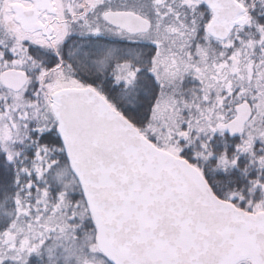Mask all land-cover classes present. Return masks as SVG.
<instances>
[{"label":"rangeland","instance_id":"374dc122","mask_svg":"<svg viewBox=\"0 0 264 264\" xmlns=\"http://www.w3.org/2000/svg\"><path fill=\"white\" fill-rule=\"evenodd\" d=\"M237 2L248 11L247 17L229 38L216 41L207 34L211 15L204 18L201 4L193 0H51V11L41 14L46 19L38 20L40 25L45 22L40 31H28L15 20L13 7L24 5L23 0H0V76L17 70L27 77L20 92L6 95L10 100H5L11 101L10 115L0 121V145L16 150L18 157L23 152L19 162L23 181L15 197L17 209L9 228L0 234V264L109 263L98 249L89 207L69 164L62 158L58 166V160L49 159L50 144H37L44 133L58 134L52 96L61 90L92 87L81 81L64 60L47 67L33 59L29 49L61 57L62 47L71 39L97 36L124 47L128 43L157 44L163 51L157 67L162 77L161 92L150 124L138 131L156 149L175 158L192 148L193 159L198 161L193 166L202 172L211 157L207 147L213 136L219 132L248 136L253 132L248 126L252 118L248 103L234 107L232 120L226 121L223 116L234 80H240L243 61L255 53L259 58L264 56V27L257 22L264 14V0ZM107 12L133 13L147 20L150 29L144 34L127 35L104 22ZM64 55L71 57L66 50ZM125 66L117 69L125 71ZM186 78L193 80V88L200 91L195 101L184 97L181 87ZM117 82L122 81L118 78ZM14 113L18 124L14 123ZM245 113L248 118L242 122ZM260 132L259 139L264 143V129ZM254 143L250 139L240 145V152L250 156V167L256 170L246 193L236 196L249 215L264 213V152L257 155L251 148ZM57 148L64 150L60 144ZM220 162L227 160L222 157Z\"/></svg>","mask_w":264,"mask_h":264},{"label":"water","instance_id":"95a60500","mask_svg":"<svg viewBox=\"0 0 264 264\" xmlns=\"http://www.w3.org/2000/svg\"><path fill=\"white\" fill-rule=\"evenodd\" d=\"M193 1L210 11L207 34L217 41L244 13L236 0ZM103 20L130 35L150 29L128 12H107ZM0 85L18 93L26 75L5 71ZM51 108L110 264H264V213L247 216L217 199L194 167L156 149L92 88L61 90Z\"/></svg>","mask_w":264,"mask_h":264},{"label":"trees","instance_id":"16d2710c","mask_svg":"<svg viewBox=\"0 0 264 264\" xmlns=\"http://www.w3.org/2000/svg\"><path fill=\"white\" fill-rule=\"evenodd\" d=\"M199 9L205 14L204 18L209 17L210 13L204 5L201 4ZM247 15L248 11L244 9V13L240 16L242 21L236 23L233 29L241 24ZM257 22L264 27V14L257 18ZM119 44V42L105 40L98 36L73 38L65 45V50H67L68 45L74 47L73 50L67 51L71 57H67L65 60L71 64L73 72L81 81L89 84L102 95L134 127L138 130L144 129L150 124L161 92L162 82L160 80L162 77L160 72H157V67L159 62L163 60L161 57L163 51L157 44L140 43L136 45L128 43L126 47L119 46ZM113 48L117 49L116 52L112 51ZM120 48L121 51L118 50ZM28 53L33 59L47 67L53 66L56 62L55 57L44 54L35 48H30ZM124 64L126 65L125 71H122V67L120 70L117 69V66ZM248 68H250L249 71H247ZM239 74L240 80L233 79L235 82L232 83L235 87L231 97L225 101V114L223 116H225L226 121L232 120L235 116L234 107L242 102L248 103L252 109V118L248 126L249 129L253 128V132L249 133L248 136H230L223 132L213 136L210 142L208 141L209 146L207 147L211 154L209 163L199 173L218 199L229 202L230 197H234L231 203L243 210L244 203L237 201L236 196H241L240 193H246L250 185L248 182L254 178L253 171L256 169L250 167V156L245 152L244 154L242 151L240 152V145L242 142H248L251 139L256 142L251 145L255 153L258 155L264 152V143H261L259 139L260 131L264 129V56L259 58L255 53L252 58L249 57L243 61ZM118 78L122 81L121 83L117 82ZM193 86V80L186 78L181 87L184 97L190 101H195L200 96L198 87L194 89ZM6 95L13 96L14 94L3 89L0 85V121L10 115L11 101H8L10 99ZM257 109L260 111L257 112ZM14 114H12V116L14 115V123L18 124L19 120L16 118V113ZM257 127L259 130L255 132L254 129ZM47 135L37 138L39 139L37 144L48 145L52 144L51 141L57 142V140L51 139V133ZM1 145L0 234L9 228V223L15 216L17 209L15 197L18 193L19 182L22 183L23 181L19 163L23 159V152L18 157L19 154L16 155V150L9 149L7 145ZM13 145L15 146V144ZM22 149L26 150L25 147ZM193 155L192 148H190L182 153L181 159L193 166L198 162L193 159ZM54 156L57 157L58 154L51 153L49 159L51 160ZM222 157L227 162H220L219 165V159L221 160ZM63 158L67 162L65 155ZM222 167L224 168L222 169Z\"/></svg>","mask_w":264,"mask_h":264},{"label":"flooded vegetation","instance_id":"af4514ba","mask_svg":"<svg viewBox=\"0 0 264 264\" xmlns=\"http://www.w3.org/2000/svg\"><path fill=\"white\" fill-rule=\"evenodd\" d=\"M23 1H24V5L22 4V6L14 5V7L17 8L16 10H17L18 14H16V12H14V7H13V12H14L15 20L24 29H26L28 31H33L31 29H28L29 26L34 27L36 25L39 26L38 29H37L38 31L42 30L45 27V22H44V25H40V23L38 22V20H39L40 17H42L43 20L46 19V16L45 15H41V14L43 12H49V11H51V0H48V1H46V0H23ZM25 3H27L28 5H25ZM28 17L33 18L32 22L28 21ZM117 30H120V31L125 32L126 34H128L126 32V30H121V29H117ZM67 43L68 42H66L65 45ZM65 45H64V47H62V50L60 51V53H61L62 56L60 57L58 55L57 56L54 55V57L56 59V63L58 61H60V60H62V61L64 60L66 62V64H68L69 67L72 69L71 64L69 62H67V60H65V58L67 59V57H65V55H64ZM66 48H67L66 54H68V55H69V53L67 51L74 49L73 46H69V45ZM51 106H52V101H51ZM47 134L48 133H44L43 136H48ZM51 134H52L51 139H53V140H57L58 139V142H59L60 146H62V141H61V138L59 136V132H58L57 135H56V133H53V132ZM51 142H52L53 145L50 144L48 150L51 153L53 151L54 152H57L58 156L57 157L54 156V159L53 160L54 161L55 160H58V166H59L61 164V162H62V158H63L64 152H63V150L57 148L59 146L58 142H56V143L54 141H51Z\"/></svg>","mask_w":264,"mask_h":264},{"label":"bare ground","instance_id":"6f19581e","mask_svg":"<svg viewBox=\"0 0 264 264\" xmlns=\"http://www.w3.org/2000/svg\"><path fill=\"white\" fill-rule=\"evenodd\" d=\"M95 226V225H94ZM96 229V228H95Z\"/></svg>","mask_w":264,"mask_h":264}]
</instances>
